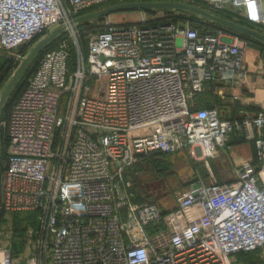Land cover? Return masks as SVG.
Returning a JSON list of instances; mask_svg holds the SVG:
<instances>
[{
  "label": "built area",
  "instance_id": "built-area-1",
  "mask_svg": "<svg viewBox=\"0 0 264 264\" xmlns=\"http://www.w3.org/2000/svg\"><path fill=\"white\" fill-rule=\"evenodd\" d=\"M188 1L264 32V0ZM128 3L138 2L0 0V54L58 28L73 34L77 18ZM250 44L208 20L142 17L105 23L74 63L65 41L47 51L2 123L0 210L36 213L42 228L28 264H232L264 247V114L192 109L207 82L243 77ZM233 141L255 150L233 182L191 184L171 211L133 201L124 175L136 164L180 152L209 159ZM0 264H14L9 251Z\"/></svg>",
  "mask_w": 264,
  "mask_h": 264
},
{
  "label": "rangeland",
  "instance_id": "rangeland-1",
  "mask_svg": "<svg viewBox=\"0 0 264 264\" xmlns=\"http://www.w3.org/2000/svg\"><path fill=\"white\" fill-rule=\"evenodd\" d=\"M182 2L187 4L191 3L188 0H183ZM142 17L149 22L182 23L189 21L191 24L206 22L202 17L185 11H122L108 15L99 20L100 22L98 24L94 21L77 24L73 30V34H69L68 32L63 33L56 38L57 40L55 39L56 41L54 40V43H51H53L54 48L65 41L71 56V62L74 63L78 52L83 56L86 55L87 44L90 37L98 33L105 23H135ZM253 30L261 33L262 29L255 27ZM262 34H264V32ZM46 36H41L9 53H1L11 61L13 60L14 66L10 67L8 74L0 76V96L23 59L29 54L33 47ZM74 41H76L77 45L74 44ZM255 45L258 46V44ZM262 45L263 46L260 47L264 49V44ZM249 49H254V47L250 46ZM42 50L27 65L26 69L14 85L0 115V185H2V167L7 154V148L3 145L4 124L2 123L6 120L14 99L25 83L27 76L33 70L38 61L41 60ZM15 57L17 60H15ZM182 154L183 153H177L167 157L158 156L149 161L142 162L141 164L138 163L132 170L127 171L124 178L126 181L131 182V191L135 194V199H133V201L139 200L141 202H152L160 208L163 206V199L167 198V200L171 201L174 195L176 193L178 194L186 186L185 184H182L178 178L179 169L175 168V163H178L177 161L185 159L182 157ZM191 165H193L192 161ZM181 169L180 171L183 172L184 169L182 167ZM41 230V223L38 221L36 213L4 212L3 210H0V253L7 250L12 254L14 264H28L38 250V238Z\"/></svg>",
  "mask_w": 264,
  "mask_h": 264
},
{
  "label": "crops",
  "instance_id": "crops-1",
  "mask_svg": "<svg viewBox=\"0 0 264 264\" xmlns=\"http://www.w3.org/2000/svg\"><path fill=\"white\" fill-rule=\"evenodd\" d=\"M261 10L264 14V1L261 3ZM250 46L254 49L250 50L249 47L243 53V77L232 75L230 84L222 81L221 76H218L214 82H207L204 90L194 97L193 110L216 108L224 117L230 118L264 114V73L260 74L258 71L260 62L264 60V49L252 43ZM261 134L264 137V130ZM254 152L253 143L250 141H233L227 149H216L212 157L207 160L203 158L194 160L187 152H180L184 154L182 157L185 159L177 161L175 168L179 169V180L186 185L181 191L197 182L203 185L212 182L220 184L233 182L242 166L255 161ZM181 167L184 169L183 172L180 171ZM259 179L263 184L264 168L259 172ZM163 200L161 209L166 211L175 209L174 197L171 201L167 198ZM231 262L232 264H264V247L254 252L237 254Z\"/></svg>",
  "mask_w": 264,
  "mask_h": 264
},
{
  "label": "water",
  "instance_id": "water-1",
  "mask_svg": "<svg viewBox=\"0 0 264 264\" xmlns=\"http://www.w3.org/2000/svg\"><path fill=\"white\" fill-rule=\"evenodd\" d=\"M137 10H177V11H185L192 13L196 16L202 17L209 22L215 23L223 28H226L232 32L238 33L240 35L249 37L253 40H256L262 44H264V34L254 31L252 29H249L247 27L238 25L236 23L227 21L225 19H222L218 16H215L211 14L210 12L204 11L200 8H197L195 6L187 5L180 2H138V3H128V4H122V5H116L112 7H108L106 9H103L101 11H97L94 13H90L87 15H83L75 20L76 24H81L83 22L88 21H94L97 22L108 15L116 12H122V11H137ZM62 32L61 28L53 30L51 33H49L46 37L41 39L29 52V54L23 59L18 69L13 74L12 78L6 85L5 89L3 90L1 96H0V115L2 112V109L4 107V104L9 97L14 85L26 69L27 65L34 59V57L48 44L53 42L57 37L60 36ZM197 187V186H195Z\"/></svg>",
  "mask_w": 264,
  "mask_h": 264
},
{
  "label": "trees",
  "instance_id": "trees-1",
  "mask_svg": "<svg viewBox=\"0 0 264 264\" xmlns=\"http://www.w3.org/2000/svg\"><path fill=\"white\" fill-rule=\"evenodd\" d=\"M137 2H182L183 0H167V1H165V0H136ZM191 5H193V6H195V7H197V8H200V9H202V10H204V11H209L208 10V8H207V6H205L204 4H202V3H191ZM192 14V13H191ZM194 15V14H193ZM216 16H218V17H220V18H222V19H225V20H227V21H230V22H235L236 24H238V25H241V26H244V27H247V28H249V29H254L255 27L254 26H252L251 24H249L248 22H246L244 19H241V18H239V19H237L236 21L234 20V16L231 14V13H227V12H222V13H217V14H215ZM39 37H41V36H38V37H36L34 40H36V39H38ZM244 38H246L247 40H249L250 41V43H252V44H258V46H263L262 44H260V43H258L257 41H255V40H253V39H251V38H249V37H246V36H243ZM33 40V41H34ZM57 40V39H56ZM55 40V41H56ZM55 41H53V43L55 42ZM32 42V41H31ZM53 43H50L49 45H47V47L46 48H44L43 50H42V56L47 52V51H49L50 49H52L53 48ZM52 45V46H51ZM42 56H41V58H42ZM40 58V59H41ZM40 61V60H39ZM39 61H38V63L35 65V67L33 68V70L30 72V74L27 76V78H26V81H25V83L23 84V86H22V88L20 89V91H19V93H18V95L16 96V98L14 99V102L16 101V99L18 98V96L20 95V93L23 91V89L25 88V86H26V83H27V79L30 77V75L36 70V68H37V66H38V64H39ZM14 66V62H13V60L11 61L9 58H7V57H5L4 55H0V76H4V75H6V74H8V72H9V69H10V67H13ZM4 72H5V74H4ZM14 102H13V104H14ZM12 104V105H13ZM3 145H4V147H6L7 148V146H8V144H7V142L4 140L3 141ZM149 161V160H148ZM0 190H1V185H0ZM241 254H244V253H241Z\"/></svg>",
  "mask_w": 264,
  "mask_h": 264
}]
</instances>
